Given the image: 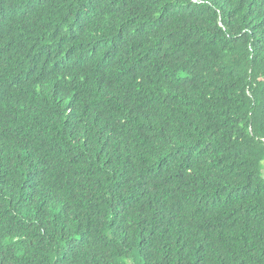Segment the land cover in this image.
<instances>
[{
    "label": "trees",
    "instance_id": "trees-1",
    "mask_svg": "<svg viewBox=\"0 0 264 264\" xmlns=\"http://www.w3.org/2000/svg\"><path fill=\"white\" fill-rule=\"evenodd\" d=\"M0 264H264V0H0Z\"/></svg>",
    "mask_w": 264,
    "mask_h": 264
}]
</instances>
